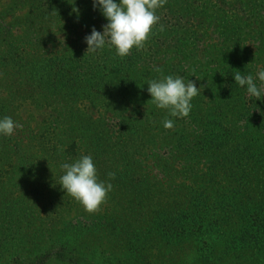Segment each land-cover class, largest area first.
Returning <instances> with one entry per match:
<instances>
[{"label": "trees", "instance_id": "trees-1", "mask_svg": "<svg viewBox=\"0 0 264 264\" xmlns=\"http://www.w3.org/2000/svg\"><path fill=\"white\" fill-rule=\"evenodd\" d=\"M0 8V68L13 71L0 85V119L17 123L15 104L29 98L53 109L45 127L60 131L42 135L35 153L22 146L37 133H0V163L15 160V178L29 174L38 153L118 163L125 179L138 177L125 191L162 206L152 217L158 228L152 220L143 234L164 241L163 227L187 243L190 259L181 264H264V92L257 100L234 80L239 71L264 87L257 76L264 70V0H167L144 47L125 57L107 45L86 53L85 37L108 23L93 0H0ZM169 75L203 88L187 117L151 101L148 81ZM166 118L172 129L163 127ZM148 160L158 172L154 183L141 167ZM7 193L0 191V218L2 207L12 208ZM135 213L138 221L143 213ZM119 221L81 216L70 232L76 240ZM51 252L11 264H91L62 247Z\"/></svg>", "mask_w": 264, "mask_h": 264}, {"label": "rangeland", "instance_id": "rangeland-1", "mask_svg": "<svg viewBox=\"0 0 264 264\" xmlns=\"http://www.w3.org/2000/svg\"><path fill=\"white\" fill-rule=\"evenodd\" d=\"M10 19L11 15L8 16L7 21ZM62 39L63 36L61 41ZM259 67L261 64L258 65V69ZM7 72L10 74L8 79L11 81L13 78V71L5 67L0 68V85L7 78L5 77ZM24 96L28 95L24 94ZM27 99V101L18 99L15 104L18 113L17 124L22 125L23 123L24 125L22 128H16L11 136L15 137L22 129L27 131L28 136L31 132L32 135L37 133V136L32 138L29 136L22 146V151L35 153L43 143L42 135L49 132L55 136L54 132L60 131L58 127L55 130L45 127L47 122L51 123L49 116L54 113L51 107L45 105L39 107L31 103L29 98ZM91 114L93 118L98 115L96 110ZM43 128L47 131H43ZM35 145L36 148H33ZM57 149L64 151L60 145ZM35 156L34 165L22 180L14 176L15 170H12L11 165L16 166L15 160H12V163H0V172L4 174L0 175V191L8 192L9 198L6 205L9 203L8 205L11 206L12 204L9 211L2 207L4 218H0V264H11L16 259H29L36 251L40 253L52 251V256L61 247L85 256L91 264H181L190 259L191 251L188 250L187 243L182 244L173 240L169 230L160 227L167 231L161 232L167 238L164 241L156 240L157 236L154 234L152 236L143 234L142 230H146L149 222L154 219L153 214L160 212L162 206L146 200L139 190L133 189L130 192L126 189L125 191V187H133L131 182L137 181L138 177L134 180L125 179L126 172L122 165L102 160L100 163L98 160V163H94L98 179L111 183L113 187L99 210L95 213H88L79 202L67 195L60 187V178L64 174L61 165L73 163L79 157L70 156V159H66L45 156L44 158L39 153ZM151 162L148 160L141 167L149 174L150 181L154 183V179L158 180L159 177H157V169ZM129 169L130 171L138 170V167L131 166ZM110 172L115 173L114 179H109L108 173ZM181 178L184 179V177ZM163 186L167 191L173 184L169 181ZM138 211L143 215L137 221L134 216ZM81 216L85 218L118 217L120 223H116L115 227L114 224H103V228L98 229L95 234H87L74 240L70 229L76 225L74 221ZM32 223L35 224L31 225ZM151 223L158 228L154 220ZM67 224L70 226L68 227ZM68 237L71 239H67ZM63 238L66 240L63 241Z\"/></svg>", "mask_w": 264, "mask_h": 264}, {"label": "clouds", "instance_id": "clouds-1", "mask_svg": "<svg viewBox=\"0 0 264 264\" xmlns=\"http://www.w3.org/2000/svg\"><path fill=\"white\" fill-rule=\"evenodd\" d=\"M167 0H93V7L101 10L108 23L103 26V33L92 28L91 34L85 37L86 53H95L106 45L114 48L116 54L125 57L135 46L144 47L152 27L159 22L156 10L164 6ZM74 12L79 10L74 8ZM164 28L161 25L160 31ZM85 53V54H86ZM157 72L162 69L156 67ZM258 79L264 82V70L257 73ZM234 80L240 87H247V92L259 100L264 87L258 88L252 75H242L235 71ZM151 101L160 109L169 110L172 117H187L191 111V100L200 94L196 84L189 80L185 82L180 77L162 76L159 80L147 83ZM207 99V98H206ZM22 125L15 123L10 117L0 119V133L12 135L16 128ZM163 127L172 129L171 119L163 121ZM64 174L60 178V187L88 213H95L105 202L107 194L112 190V184L100 181L91 155H81L73 163H63ZM109 179H114L115 173H108Z\"/></svg>", "mask_w": 264, "mask_h": 264}]
</instances>
